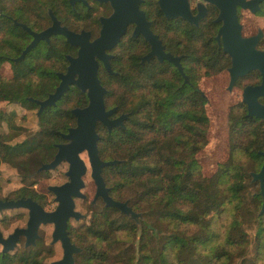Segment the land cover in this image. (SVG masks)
<instances>
[{
	"label": "trees",
	"instance_id": "1",
	"mask_svg": "<svg viewBox=\"0 0 264 264\" xmlns=\"http://www.w3.org/2000/svg\"><path fill=\"white\" fill-rule=\"evenodd\" d=\"M28 2L0 0V95L8 103L35 110L37 105L27 98L44 99L53 92L55 71L64 69V53L71 47L59 40L46 46L44 53L36 49L13 62L28 36L12 18L41 22L44 14L29 12ZM153 20V30L166 48L182 54L188 82L169 62L153 59L141 64L127 42L118 45L111 62L117 74L100 71L101 83L108 90L106 108L116 107L114 116L128 114L125 128L113 127L108 132L97 124L100 158L121 160L104 167L102 176L112 197L130 196L128 204L142 211L144 219L136 223L126 215L113 216L118 211L113 207L89 204L93 209L89 220L67 226L71 241L82 248L74 256L75 263L264 264V211L259 213L258 188L248 202L243 196L249 172L257 171L262 161L258 150H264V127L246 115L239 98L229 103L227 158L204 175L198 155L209 143L210 118L199 83L227 75L230 60L214 41L216 27L207 24L190 29L180 24L175 28L172 21L162 19V24L155 25V16ZM5 65L10 68L8 74L3 71ZM240 88L238 80V96ZM86 103L85 94L72 87L56 105L43 109L37 118L39 129L31 137L11 143L10 138L0 136V163L35 172L52 159L55 144L63 141L59 133L75 125L70 109ZM15 116V111L0 112V121L13 134L24 131L14 123ZM33 185L17 188L10 198L31 197L44 206L45 193ZM253 221L256 231L250 250L246 228ZM52 254V246L40 235L34 246L25 248L22 243L14 252H0V264H44Z\"/></svg>",
	"mask_w": 264,
	"mask_h": 264
},
{
	"label": "water",
	"instance_id": "2",
	"mask_svg": "<svg viewBox=\"0 0 264 264\" xmlns=\"http://www.w3.org/2000/svg\"><path fill=\"white\" fill-rule=\"evenodd\" d=\"M125 1L126 7L116 9L109 17L100 18L102 27L99 36L94 40H90L88 31L82 30L80 33H75L65 26H61L51 11H48L52 20L51 26L39 33L31 31L24 23L13 20L15 24L33 36L32 41L13 60L15 63L22 60L24 55L35 47L40 39L48 40L50 34H61L66 38L67 43L78 46L76 56L66 55L68 60L67 70L65 73H57L60 81L54 91L41 100L28 97V101L38 105L37 116L44 108L54 106L56 101L69 89L70 85H75L82 93H85L88 102L84 107L70 109L75 117V125L68 127L66 132L61 133V137L65 142L55 144L56 152L52 159L41 163L35 170V173H39L55 169L62 162L67 163L68 166L64 173L67 180L61 184H52L46 187L54 195L55 208L46 210L31 197L0 199V211L22 208L27 210L28 214L25 226L15 227L6 237H3L0 231L1 253L13 251L20 237L24 238V247L34 246L39 238L40 226L52 224L50 244L53 245L58 242L62 249V256L52 261L51 264H75L74 256L80 253L82 248L71 241L67 225L70 219L77 221L84 216L75 209V199L86 198V194L82 189L85 187L83 177L88 167L85 159L81 157L83 153L87 157L90 177L95 185L91 203H95L98 198H101L105 207L117 209L120 214L130 217L136 223L140 220L141 212L134 211L128 204V199L121 201L109 195V187L106 186L102 176L104 167L116 165L121 160H102L100 158L97 124L100 123L105 126L108 132L113 127L125 128L124 121L127 114H120L115 118H111V115L116 111V107L105 108L104 95L107 90L101 85L97 76L98 60L103 62L109 73H114L109 64L111 55L106 53V49L111 48L118 42L128 22H135L133 36L141 34L150 45L149 52L141 61H149L151 57H156L158 62L167 60L178 69L184 78V82H187L188 78L180 63V56L165 52L161 40L151 31L150 23L145 19L144 12L139 11L137 7L135 8L136 1ZM208 1L219 8L216 21L223 22L218 28L215 39L218 46L230 57L227 89L229 91L232 89L238 77L251 70H258L262 75V83L258 86H245L242 91V99L247 105V115L264 120V105L257 98L260 95L264 96V46L258 48L263 33L259 30L254 35L243 36L242 26L237 21L235 13L237 4L255 13L259 10V3L263 0ZM70 2L73 4L74 0H70ZM158 4L166 18L181 16L195 24L200 18L199 15L195 17L191 15L188 0H158ZM250 176L252 182H259V195L262 198L260 212H262L264 210V160L259 171L250 172Z\"/></svg>",
	"mask_w": 264,
	"mask_h": 264
},
{
	"label": "flooded vegetation",
	"instance_id": "3",
	"mask_svg": "<svg viewBox=\"0 0 264 264\" xmlns=\"http://www.w3.org/2000/svg\"><path fill=\"white\" fill-rule=\"evenodd\" d=\"M135 1H136V4L134 5L135 8L137 7V9L139 11H143L144 12L145 19L150 23V29H151V31L154 34H156L158 36V38L161 40V43L164 46L165 52H169V53H171L172 55H175V56H180V63H181L182 54L173 53L170 50H168L166 48V45L164 44L163 40L160 38L159 34L156 33L153 30V26H152V24L154 22L153 16L156 17V23L157 24L154 23L155 25L162 24V19H165L167 21L174 22V24H176L175 25V28H177L180 24H184V25H186L190 29L193 28V27L198 28L200 26H205L207 24H210V25L216 27V32H215L213 38H214V41H215L218 49H221L222 50V48L218 46L215 37H216L217 31H218V28L222 25L223 22L222 21H216V18L218 17V14H219V8L216 5H214L213 3H211L210 1H208V0H188V3H189V11H190L191 15L194 16V17L197 16V15L200 16V18L197 20V24H195L193 22H190L186 18L181 17V16H177V17H173V18H166L165 15H164V13L159 8L158 0H135ZM15 6L18 9V8H20L21 5L18 4V5H15ZM126 6H127V4H126V1L125 0H74V3L73 4L70 2V0H29V2L26 4V9L29 12H31V11L32 12H35V11L38 10L40 12H43L44 14H42L43 17H42V21L41 22L38 21V20L30 19V18H27V20H25V21H20V20H17L15 18H12L13 24L16 25L17 27H19L21 29V31H23L28 36V38L26 40V43L20 49L19 54L16 57H13L12 60H14L15 58H17L21 54L22 50L33 39V36L30 33H28L25 29H23L19 25L15 24L13 20H16L17 22H20V23H24L28 28H30L31 31H33L35 33H39L42 30H44V29H46V28H48V27L51 26L52 20H51V17L49 15V13H48V11H51L52 14L60 22V25L61 26H65L66 28H68L69 30H71V31H73L75 33H80L82 30L83 31H88L90 33V40H94L95 38H97L99 36L100 30H101V27H102L100 18L109 17L116 9L123 8V7H126ZM235 13H236L237 21L242 26V35L243 36H251V35L256 34L259 30L262 31L263 37L260 39V42L258 44V48H263V46H264V27L258 25L256 27V29L253 32H251V33L250 32L249 33H246V30L250 26H252L251 25V23H252V17H255L257 19H263L264 20V0L259 3V10H257L255 13H252L248 8L241 7L239 4H237L235 6ZM135 25H136L135 22H128L125 25L124 32L120 36L118 42L115 43L111 48L106 49V53L109 54V55H111V57L109 59L110 66H111L112 60L118 54L117 53L118 52V45L121 44V43L125 44L126 42H127L128 46L130 48V51L133 52V53H136L138 55L139 62L141 64H144L145 62H150L153 59L157 61L156 57H151L149 61H146V60L144 62L141 61L142 58L149 52L150 45L144 39V37L141 34H137V35L133 36V31H134ZM59 40H62L67 45H69L71 47V50L69 51V53H64V59H65V62H66V65H65L64 69L63 70H57V71H55V75H56V78H57V83H56L55 87L58 85V83L60 81L57 73H65L66 70H67L68 60L66 59V55H71L73 57L76 56L77 55V51H78V46L71 45V44L67 43L66 38L63 35H61V34H50L48 36V40L40 39L36 43L35 47H33L30 51H28L24 55V57H23V59H24L26 55H28L29 53H32L36 49H39L42 53H44V51L46 50V46L47 47H51L52 44H53V42H56V41H59ZM220 42H221V40H220ZM222 52H223V50H222ZM224 54L229 57L228 54H226V53H224ZM229 60H230V57H229ZM163 62H168V61L167 60H164ZM163 62H158V63H163ZM170 64H172V63H170ZM228 68H227V75H228V82H229ZM111 69H112V67H111ZM101 70H103L105 73H108L110 75H116L117 74V72L114 71L113 69H112V71L114 73L113 74L109 73L105 69V67L103 65V62L98 60V69H97V76H98V78H99V74H100V71ZM177 71H178V69H177ZM99 80H100V78H99ZM238 80L240 81V85H241V88L239 90L240 91L239 92V95L240 96L237 95V92H236V95L238 96V98L240 99V101L244 104V108H245L246 115H247V105H246V103L242 99V91H243V89H244L245 86H248V85H250V86H258V85H260L262 83V75H261V73L258 70H251L248 73H246L245 75H243L241 77H238L236 79V81H235L232 89H234V88L236 89V82ZM100 82H101V80H100ZM101 85H102V83H101ZM227 86H228V83L226 85V90L229 93H231L232 89L229 91L227 89ZM55 87H54V89H55ZM72 87L77 88L75 85H70L69 89L72 88ZM105 89L107 90V88H105ZM83 94H85V93H83ZM85 96H86V94H85ZM86 98H87V96H86ZM257 98H258V101L261 104L264 105V96L260 95ZM87 102H88V99H87ZM105 108H106V106H105ZM35 110H36V112H35L36 113V117L39 118L40 115L37 116L38 105H37V108ZM115 112L111 115V118H115V117H117V116L120 115L119 114L117 116H114ZM247 116L250 117V118L255 119L258 123H261L262 126L264 127V120H262L261 118H258L256 116H249V115H247ZM127 117H128V114H127ZM59 134L61 136V133H59ZM61 142H65V140L63 139V141H61ZM61 142H59V143H61ZM258 153L261 154L262 161H261L260 167L257 169V171H259V169L262 166V163H263V160H264V157H263L264 150H258ZM257 171H250V172H257ZM250 172H249V175H250ZM250 181H251V176H250ZM251 183H253L254 185L257 186V188H258V191L257 192L259 194V190H260L259 189V182L258 181H256V182H252L251 181ZM106 186L109 187V195L112 197V195L110 194V186H108V185H106ZM86 197H87V195H86ZM0 199H14V198H0ZM76 199H79V198H76ZM76 199H75V204H76ZM121 201H123V200H121ZM89 203L90 204H93V205H95L97 203H100L103 207H105L103 201L101 200V198H98L95 203H91V200H90ZM261 203H262V198H261ZM43 207L46 210H49V209H47L45 207V205ZM260 209H261V206H260ZM50 210H52V209H50ZM262 212H260V210H259V213H262ZM27 216H28V214H27ZM83 218H85V215L81 219H83ZM69 221H68V223H69ZM1 234H2L3 237H6L8 235V234L7 235H3L2 232H1ZM39 237H40V234H39ZM20 241H22L23 246H24V238L23 237H20L19 238V240L17 242V246L20 243ZM16 247H15V249H16ZM0 249H1V246H0ZM10 252H12V251H10Z\"/></svg>",
	"mask_w": 264,
	"mask_h": 264
},
{
	"label": "rangeland",
	"instance_id": "4",
	"mask_svg": "<svg viewBox=\"0 0 264 264\" xmlns=\"http://www.w3.org/2000/svg\"><path fill=\"white\" fill-rule=\"evenodd\" d=\"M251 25L252 26L246 30V33L253 32L258 25L264 27V20L252 17ZM3 71L7 74L10 73L9 66L5 65ZM227 83L228 75L225 74L201 79L199 83V87L207 97L206 112L210 118V126L207 134L209 143L198 155L204 175H210L215 170L216 163L225 161L228 155V105L229 103L236 101L238 96L236 95L237 89H232L231 93L226 90ZM3 109L8 112L15 111L16 116L14 117L13 121L17 126L24 129V131L20 130L18 132H14L13 134L9 132L10 129L7 126V123L0 121V136L5 135L6 137L10 138L11 143L23 141L24 139L31 137L39 129L35 113L36 110L28 109L19 104L8 103L0 95V112H2ZM81 157L85 159L88 167V170L83 177L85 187L82 189L87 197L86 199H76V209L83 213L85 218L77 221L71 219L69 223L73 226H76L77 224L84 221H88L91 211L93 210L89 209V201L93 197L95 185L90 177V167L85 153H83ZM67 166L68 165L66 162H62L55 169L35 173L34 171L30 172L22 168H13L7 163H0V197L10 198L15 195L14 191L17 190V188L24 185H29L30 182H33L34 185L31 187L38 192L45 193L47 197L45 207L49 210L53 209L56 206L54 195L49 192L46 187L48 185L60 184L66 181L67 177L64 173L67 169ZM246 181L247 186L243 196H245V202H248L250 193L252 191H256L257 186L251 183L250 178H247ZM125 199L130 200V196L128 197V195H124L122 200ZM98 206H101V204L99 203ZM98 206L97 208H99ZM139 212H141V221L144 219L143 212ZM118 214L120 215V213L117 211L116 213H113V216H117ZM26 220L27 210L25 209L20 208L3 210L0 212V231L3 233V235H7L15 227L25 226ZM52 228V224L40 226L39 234L42 236L43 242L46 245H51L50 241ZM255 231L256 224L253 221V225L246 228L250 250L253 249ZM51 246L53 248V254L44 259V264H48L51 261L61 258L62 256V249L58 242ZM21 247L22 242L18 244L16 249H20Z\"/></svg>",
	"mask_w": 264,
	"mask_h": 264
},
{
	"label": "bare ground",
	"instance_id": "5",
	"mask_svg": "<svg viewBox=\"0 0 264 264\" xmlns=\"http://www.w3.org/2000/svg\"><path fill=\"white\" fill-rule=\"evenodd\" d=\"M82 155V154H81Z\"/></svg>",
	"mask_w": 264,
	"mask_h": 264
}]
</instances>
